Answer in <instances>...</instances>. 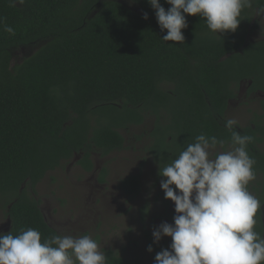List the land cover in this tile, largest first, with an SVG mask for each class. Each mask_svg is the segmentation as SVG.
I'll return each instance as SVG.
<instances>
[{
  "label": "trees",
  "instance_id": "1",
  "mask_svg": "<svg viewBox=\"0 0 264 264\" xmlns=\"http://www.w3.org/2000/svg\"><path fill=\"white\" fill-rule=\"evenodd\" d=\"M133 1L0 0V200L9 206L13 235L28 228L41 233V242L61 235L35 195L63 162L82 152L79 162L90 169L91 151L123 149L124 133L147 117L155 119L153 152L162 167L197 135L225 146L232 135L225 127L228 101L240 80L254 77L251 89H264V40L246 43L247 23L217 34L203 18L185 14L184 42L164 41L167 30L148 0ZM22 50L29 53L14 60ZM255 127L233 130L254 141L256 131L264 133L261 121ZM247 152L255 174H264V153L251 143ZM139 189L132 176L127 190ZM263 192L264 181L262 200ZM104 254L112 264H142Z\"/></svg>",
  "mask_w": 264,
  "mask_h": 264
},
{
  "label": "clouds",
  "instance_id": "2",
  "mask_svg": "<svg viewBox=\"0 0 264 264\" xmlns=\"http://www.w3.org/2000/svg\"><path fill=\"white\" fill-rule=\"evenodd\" d=\"M165 2L171 6L167 10L160 0H148L161 31L167 30L161 39L178 43L185 40V14L203 18L207 28L218 34L235 32L243 9L252 7V0ZM257 14H264V6ZM143 18L148 19L147 13ZM3 30L15 35L10 26ZM237 123L231 118L225 121L232 131L230 150L213 157L210 150L222 147L223 141L200 134L159 168L164 178L160 187L165 199L174 202L176 215L174 223L163 222L152 232L154 243L162 237L172 241L155 255V264H264V237L255 230L264 221V206L247 187L256 179V161L247 152L253 137L233 130ZM147 251H153L151 245ZM0 264H106V256L88 234H56L41 242V233L28 228L18 235L0 232Z\"/></svg>",
  "mask_w": 264,
  "mask_h": 264
},
{
  "label": "rangeland",
  "instance_id": "3",
  "mask_svg": "<svg viewBox=\"0 0 264 264\" xmlns=\"http://www.w3.org/2000/svg\"><path fill=\"white\" fill-rule=\"evenodd\" d=\"M121 1L135 6L133 0ZM251 37L257 39L253 35ZM28 53V50L18 51L14 60ZM261 111L257 97L245 98L241 102L233 100L229 106L228 118L235 119L241 126H245L251 123L254 113ZM154 122V117H147L143 124L137 125L132 130L131 137H128L129 146L123 150L106 156L93 154L98 167L107 168L103 189L93 177L94 170L85 172L77 164L79 154L72 160L63 162L58 169L49 172L36 185L35 196L42 206L40 209L43 210L46 220L57 228L61 235L88 234L97 241L100 251L104 248L109 251L107 247H113L125 255L124 257L118 252L120 258L137 257L145 264H155V255L164 247L160 242L154 243L152 232L163 223L159 218L163 217L165 204L168 202L164 200L165 196L160 187V182L164 178L157 177L156 163L149 160L147 164L146 160L143 164V158H149L145 156L142 133L144 130L149 133ZM262 144L261 148L264 150V143ZM231 147L232 144L229 142L225 149L219 146L210 151L214 157L217 152L230 150ZM93 151L99 153L97 150ZM139 172L142 174L140 193L130 198L123 194L119 187L120 179ZM100 176L102 174L99 172ZM263 176L264 174H261L259 181L252 183L253 187H260L264 180ZM249 192L256 198L259 194L255 190ZM4 204V200L1 199L0 229L5 227L8 219L9 206L3 207ZM255 230L262 235V222L258 223ZM162 238H165L164 245L169 248L171 238ZM149 245L153 248L151 253L147 251ZM109 259L110 257L106 256V264L111 263Z\"/></svg>",
  "mask_w": 264,
  "mask_h": 264
},
{
  "label": "flooded vegetation",
  "instance_id": "4",
  "mask_svg": "<svg viewBox=\"0 0 264 264\" xmlns=\"http://www.w3.org/2000/svg\"><path fill=\"white\" fill-rule=\"evenodd\" d=\"M261 6H264V0H252V7L251 8H245V10L243 9V11H242L240 19L242 21H244L245 24L247 23V28H248L246 43L257 42V41L264 40V14H257V10ZM251 35L255 36V38H257V39L252 38ZM254 80H255L254 77L245 78V79L240 80L239 89L237 90L236 97H234L232 99H229V101H228L229 106H230V104L232 103L233 100H235V101L237 100L238 102H241L242 99H245V98L246 99L247 98H252L253 99L255 97H257L259 101H260V99H264V89L263 88H259L258 87L257 89H254V90L251 89ZM242 94H243V96H242ZM229 106H228V110H229ZM260 108H261L262 111L260 113H254L253 117L251 118V123L250 124H246L245 126H241L239 123H237V125H235L237 130L244 131L245 127H247V126L255 127V123L256 122L260 123V121L262 122V125L264 126V117H262V114L264 113V109H263L261 103H260ZM228 110L226 111V115H225L226 120L229 119L228 118V114H229ZM135 127L136 126H132L129 131H126L124 133V136H125V139H126L124 148L129 146V145H127V140H128V137L129 138L131 137V133L133 132L132 130H134ZM254 129L256 130L257 127H255ZM153 130H154V127L152 126V129H151V131L149 133L146 132V130H144V132L142 133V135H143L142 138L144 139L143 148H144L145 156H148V158H149V159L143 158V160H144L143 164H144V162H146V160H147V164H148L149 160H152L154 163H156V165H157V173H159V168L160 167L162 168V163L160 162L161 159L159 158V156L157 157V155L153 152V150L155 149L154 146L156 145V143L153 141L154 138L151 135ZM254 139L255 140L250 142V143L252 145H254V147L257 148V151L261 152V154L264 153V150L261 148V145H263L262 143H264V133H262L260 131H256ZM219 146L220 145H218L217 147H219ZM225 147H226V145L222 146L223 149H225ZM95 150H97V149H95ZM121 150H123V149H121ZM97 151L99 153H97L95 151H91L90 162H91L92 166H91L90 169H88L81 162H77V164L79 166H81L82 169L85 172L86 171L87 172H91V171L94 170L95 174L93 175V177L95 178V180L97 181V183L101 187V189H103L104 188L103 184L105 183V180H106L104 176L107 174V168L104 167V166H99L98 167V163L93 158V154L94 153H96L98 155H102V154H101V152L99 150H97ZM116 151H119V150H116ZM154 151L156 152L157 150L155 149ZM113 152H115V151H113ZM171 154L174 155V156H178L179 151L178 152L173 151V152H171ZM82 156H83L82 152L79 153V156H77L79 158L78 159L79 161L82 158ZM102 156H106V155H102ZM99 172L102 174V176H100V177H99ZM141 175H142L141 172H139V173L131 174L129 176H125V177L120 179L121 182L119 183V187L122 189L123 194L128 195L130 198H134L140 193V189H141V180H140V178H141ZM260 175H261L260 173H257L256 174V179L253 180V181H250L249 185L247 187H248V191L255 190L258 193H259V190L261 191V194L260 195L258 194L257 198L260 200L262 206H264V200H262V183L263 182L261 183L260 187L259 186L258 187H256V186L253 187V184H252L253 182L259 181ZM132 176L137 177L138 181L140 183V189L135 194H130V192L127 190L129 181H132ZM157 177H161V176H159V174H157ZM263 179H264V176H263ZM163 194H164V192H163ZM164 200L167 201L168 203L165 204L166 210L162 214L163 217H161L159 219L161 221H163V222H167L169 224H172V223H174L173 217H174V215H176L175 210H174L175 209V205H174V202H172L171 200L165 199V197H164ZM40 207L42 209L41 205H40ZM7 217H8V219H7V223H6L5 227L4 228L1 227V229L3 228L2 231L0 229V231L2 233L8 232L10 230V228H11V223H12L11 216L9 214H7ZM261 236L264 237V221H262V235ZM165 241H166L165 238H162L159 242H160V244H163L162 247H164L166 249L167 247L164 245ZM164 248H161L159 250L161 251ZM107 249L111 250L113 252H116V253L119 252L117 249H115L113 247H107ZM105 251L106 250L104 248L102 250V252L105 253ZM119 253L122 254L121 252H119ZM123 256L125 257V255H123ZM126 257L128 259L137 258V257H130V256H126ZM137 259H139V258H137ZM140 261L142 262V264H145V263H143L142 260H140Z\"/></svg>",
  "mask_w": 264,
  "mask_h": 264
}]
</instances>
